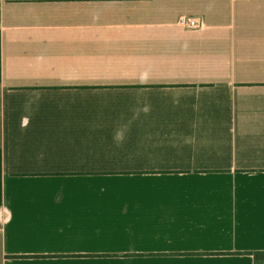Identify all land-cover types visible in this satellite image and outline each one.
Listing matches in <instances>:
<instances>
[{"label": "crops", "instance_id": "obj_1", "mask_svg": "<svg viewBox=\"0 0 264 264\" xmlns=\"http://www.w3.org/2000/svg\"><path fill=\"white\" fill-rule=\"evenodd\" d=\"M255 251L264 0H0V264Z\"/></svg>", "mask_w": 264, "mask_h": 264}, {"label": "built area", "instance_id": "obj_2", "mask_svg": "<svg viewBox=\"0 0 264 264\" xmlns=\"http://www.w3.org/2000/svg\"><path fill=\"white\" fill-rule=\"evenodd\" d=\"M180 25L191 29H201L204 26V22L197 16H183L180 18Z\"/></svg>", "mask_w": 264, "mask_h": 264}, {"label": "trees", "instance_id": "obj_3", "mask_svg": "<svg viewBox=\"0 0 264 264\" xmlns=\"http://www.w3.org/2000/svg\"><path fill=\"white\" fill-rule=\"evenodd\" d=\"M254 256L256 264H264V251L249 252Z\"/></svg>", "mask_w": 264, "mask_h": 264}]
</instances>
